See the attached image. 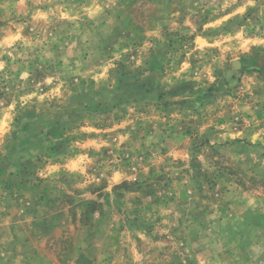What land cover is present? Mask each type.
Segmentation results:
<instances>
[{"label": "rangeland", "instance_id": "obj_1", "mask_svg": "<svg viewBox=\"0 0 264 264\" xmlns=\"http://www.w3.org/2000/svg\"><path fill=\"white\" fill-rule=\"evenodd\" d=\"M77 208L103 264H264V0H0V213L100 264Z\"/></svg>", "mask_w": 264, "mask_h": 264}, {"label": "crops", "instance_id": "obj_2", "mask_svg": "<svg viewBox=\"0 0 264 264\" xmlns=\"http://www.w3.org/2000/svg\"><path fill=\"white\" fill-rule=\"evenodd\" d=\"M82 200L85 199L71 198L67 200V203L72 206L76 203L79 204ZM47 201H51L50 203L58 201L59 203L61 200L60 198H55L53 200H49L48 198ZM42 203L44 204L47 202H41L40 205ZM70 210L72 209H69V211ZM77 211H79V216L74 215L71 218V222H73L74 226L71 231H73L72 233L75 235V239L71 246V254L68 255V258H74L73 261L75 263L78 261L81 254H83L85 257L94 259L95 263L103 264V228L98 230V232L92 230L90 228L91 222L87 218L81 219L82 213L80 214L81 211L79 208H77ZM62 215V212L59 214H36L35 210L34 214L29 212L0 213V229L2 227H7L9 229V232H6V236L5 232L0 230V251L2 254L4 253L6 256H9L7 257L8 259H5L6 261H4V259L0 260V264H63L61 261L62 256L60 255L57 257L54 253V248H48L47 251H44L43 248L37 246L38 239L42 238V235H44L42 232L44 222L47 223L49 219H52L56 222L53 223L56 228L62 227ZM98 219L103 225V218L99 216ZM79 221V226H77V222ZM59 231L52 236H59L62 230Z\"/></svg>", "mask_w": 264, "mask_h": 264}]
</instances>
